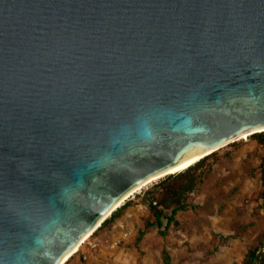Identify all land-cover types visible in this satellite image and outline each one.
Returning a JSON list of instances; mask_svg holds the SVG:
<instances>
[{
  "label": "water",
  "instance_id": "obj_1",
  "mask_svg": "<svg viewBox=\"0 0 264 264\" xmlns=\"http://www.w3.org/2000/svg\"><path fill=\"white\" fill-rule=\"evenodd\" d=\"M262 130L264 0H0V264H63L148 180Z\"/></svg>",
  "mask_w": 264,
  "mask_h": 264
},
{
  "label": "rangeland",
  "instance_id": "obj_2",
  "mask_svg": "<svg viewBox=\"0 0 264 264\" xmlns=\"http://www.w3.org/2000/svg\"><path fill=\"white\" fill-rule=\"evenodd\" d=\"M263 155L264 148L250 135L219 148L212 171L187 194L194 208L178 211V225L167 235L154 228L135 246L150 214L144 192L164 177L146 185L66 264H164L166 255L169 264H241L248 249L264 240Z\"/></svg>",
  "mask_w": 264,
  "mask_h": 264
},
{
  "label": "trees",
  "instance_id": "obj_3",
  "mask_svg": "<svg viewBox=\"0 0 264 264\" xmlns=\"http://www.w3.org/2000/svg\"><path fill=\"white\" fill-rule=\"evenodd\" d=\"M250 137L256 140L264 148V131L251 134ZM216 151L200 159L185 170L173 175L168 181L162 184L149 194L148 205L150 214L145 219L143 227L139 229L135 238V246L142 240L144 235L156 228L158 234L167 235L171 226H177L176 214L178 211H185L194 206L187 203V194L192 192L212 171V163L216 160ZM262 190L260 196L264 202V155L260 166ZM128 203L116 209L102 225L101 229L112 223L120 216V211ZM164 264H169L168 256L164 257ZM241 264H264V240L258 245L251 246Z\"/></svg>",
  "mask_w": 264,
  "mask_h": 264
},
{
  "label": "bare ground",
  "instance_id": "obj_4",
  "mask_svg": "<svg viewBox=\"0 0 264 264\" xmlns=\"http://www.w3.org/2000/svg\"><path fill=\"white\" fill-rule=\"evenodd\" d=\"M249 136V134H243V135H241V136H239L237 139H245V138H247ZM198 158V157H197ZM197 158H193V159H190V160H188L187 162H185V163H183V164H181L180 166H178V167H176V168H173V169H171V170H169V171H167L166 173H164V174H161V175H159V176H155V177H153V178H151L150 180H148L145 184H143L141 187H139V188H137L136 190H135V192H137V191H139L140 189H142L143 187H145L146 185H148V184H150V183H152V182H154V181H157V180H159V179H161L162 177H165L168 173H176L177 171H180V170H182V169H184L187 165H191V163H193L194 161H196L197 160ZM134 192V193H135ZM89 237H90V235L87 237V236H85L84 238H83V240L81 241V244L78 246V247H75L70 253H68L65 257H64V262H63V264H66V262H68L76 253H77V251L79 250V248H80V246L83 244V243H85L88 239H89Z\"/></svg>",
  "mask_w": 264,
  "mask_h": 264
},
{
  "label": "snow or ice",
  "instance_id": "obj_5",
  "mask_svg": "<svg viewBox=\"0 0 264 264\" xmlns=\"http://www.w3.org/2000/svg\"><path fill=\"white\" fill-rule=\"evenodd\" d=\"M262 131H264V130H262Z\"/></svg>",
  "mask_w": 264,
  "mask_h": 264
}]
</instances>
